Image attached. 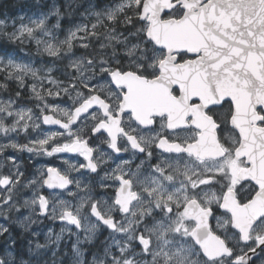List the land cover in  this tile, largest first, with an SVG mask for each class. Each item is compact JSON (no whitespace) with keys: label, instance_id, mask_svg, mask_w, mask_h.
<instances>
[{"label":"snow or ice","instance_id":"6c2138e0","mask_svg":"<svg viewBox=\"0 0 264 264\" xmlns=\"http://www.w3.org/2000/svg\"><path fill=\"white\" fill-rule=\"evenodd\" d=\"M36 3L39 4L40 0H36ZM89 10L81 15L84 19L93 17V22L90 25H70L65 29L66 34L89 32L91 29L89 32L91 37L97 35L96 29L102 27L106 32L115 33L108 39L116 40L118 44H127L130 38L134 39L135 43H132L131 47L122 48L120 56L113 52L110 58L105 59L101 56L96 61L91 56L87 57L90 66L98 67H92L93 74L83 82V90L79 94L83 97L87 93L88 97L78 106L77 114L70 118L71 125H79L81 118L85 117L86 120L92 121L86 137L76 138L87 150V154L83 152L70 154L79 155L87 162L91 173L95 174L98 167L89 157L99 145L92 144L91 141L101 137V142L106 143L107 147L119 155L121 148L112 131L115 129L116 133H124L125 140L131 142V147L136 153L148 159H152L153 149L194 155L188 149L199 140L202 129L187 117L178 125L169 124L166 113L162 117L155 112L144 113L141 117L134 112L136 85L129 82V78H134L139 82L155 81L166 84L167 77L162 75V66L190 64L203 80L209 82V90L218 88L228 93L224 95L214 93L217 97L215 101L204 105L202 110L204 116L215 126L217 143H220V133L226 128L234 130L236 136L231 147L224 146L225 151L233 154L235 163L245 172L235 178L231 173H216L212 177H206L199 184L192 181L193 193L200 192L204 197L201 199L194 196L196 206L204 214V232L211 233L220 241L222 247L219 251H207L204 241L196 232L188 229L183 219L171 233H168L165 221L175 218L176 213L182 214L185 211V205L173 201L170 195L164 201L158 198L154 209L149 210L147 217L137 223L135 235L129 236L123 244L115 240L111 244H106L102 251L90 254L87 249H78L74 244L72 250L78 258L77 264H264V211L255 213L248 211L250 206L264 202V178L256 175L254 171L259 163L258 154L264 153V136L257 135L254 138L255 144L251 152L242 147L239 129L232 123L235 103L231 94L233 89H237L255 101L251 103V111L245 118L252 127L264 130V0H113L107 4H98V0H90ZM36 15L33 13L29 17L30 23L36 24L35 29L23 23L25 13L15 17L5 15L4 19H0V35L10 37L8 42L15 44L22 40L25 32L28 33L29 39H32V33L44 27L45 22L53 17L56 18L53 26L60 29L61 21L64 19L60 4L56 0H53L47 12H39L38 23ZM71 16L72 13L69 12L68 18L71 19ZM17 21L21 23L17 25ZM9 28L12 29L11 32L8 31ZM165 28L191 34L192 46L169 50L158 43L155 36L158 31ZM57 38L60 37L57 35ZM77 39L81 41L78 44L79 48L90 47L84 42L87 39L85 36L78 35ZM35 42L39 44L40 40L37 39ZM100 47L103 48V45ZM8 65L12 67L9 68ZM28 71L31 69L15 64L11 58L5 62V57L0 56V89L8 92L14 73L24 72L26 75ZM48 71L51 72V69ZM15 81L16 90L7 97L8 106L13 111L5 113L0 109V114H3L5 120H13V131L16 130L15 126L19 120L24 118L21 115L18 119H13L16 114L15 106L19 105L20 109H26L24 115L31 112V108L19 102L25 87L29 91L34 88L33 85L26 84L21 76H15ZM69 87L75 88L76 85L69 82ZM178 89V84L168 88L169 94L175 99L180 98L177 95ZM54 99H61L59 93L54 94ZM3 100L4 97L0 96V101ZM199 101L200 97L196 96L190 99L189 103L197 104ZM37 110L41 111L43 116L47 115L43 109L38 107ZM64 115H67V112ZM58 124L61 127H69L60 122ZM125 125L131 128L132 136L127 134L128 129ZM182 130L188 135V139L183 142L179 136ZM0 131L5 129L0 128ZM72 131H75V128ZM109 137L113 143H107ZM29 143L33 146L8 141L0 147V192H16L15 196L8 195L0 199V264H31L32 257L37 255L31 248L32 241L29 239L28 247L23 248L14 238V228H24L25 222L31 217L30 208L36 205H39L36 215L53 218L50 216V197L44 193V189L52 190L53 187H59L60 190H64L72 183L68 178H64L60 185L40 184L39 178L44 177L46 180L47 172L53 166H46L43 171L36 170L25 179L27 173L18 162L17 152L27 151L37 155L43 152L49 157L60 152L55 146L50 149L46 139L31 140ZM37 144L39 147H36ZM144 144L149 145L147 151ZM9 148L11 151H7ZM237 151L240 152L239 156L236 155ZM122 163L130 165L132 160H124ZM142 165L143 161L140 166ZM80 167L84 168L85 165L81 164ZM156 170V165H153L152 172ZM108 175L103 174L101 180ZM130 175L133 174L125 171L123 175L115 176L114 187L101 183L99 188L104 192L112 187L114 193L112 202L119 205L115 194L121 191L122 183L131 185V180H126ZM33 185L37 187L29 192L28 189ZM18 189L23 190L17 191ZM81 191L88 193L89 199L92 200L90 206L87 203L80 205L79 212L82 215L74 214L75 209H66L63 215L55 219L62 223L67 221L77 229L83 227L85 232H88L91 228L84 225L94 218L110 231L115 230L117 223L115 217L105 218L98 210L100 202L107 203L108 198L104 196L97 198L90 181L87 185L81 186ZM229 200L244 209L245 215H235L228 206ZM158 213H167V216H161L160 220H156L154 217ZM147 219H152V223H146ZM95 226L93 224V227ZM193 226L195 227V222ZM181 228H184L185 234L179 243L167 238L169 235L179 237ZM156 231H160V235L165 239L162 246L154 249L153 233ZM32 235L38 234L33 232ZM36 247L42 246L37 244ZM25 252L28 258H25Z\"/></svg>","mask_w":264,"mask_h":264},{"label":"flooded vegetation","instance_id":"af4514ba","mask_svg":"<svg viewBox=\"0 0 264 264\" xmlns=\"http://www.w3.org/2000/svg\"><path fill=\"white\" fill-rule=\"evenodd\" d=\"M43 2L46 3L45 7L48 11L53 0H43ZM56 2L60 4V10L64 14L59 31V41L64 50L70 48L72 51L70 57L64 56L65 60L61 59L63 56L54 57L43 49L45 47H43L42 42L47 44L48 40L46 38L42 41L43 35H37V37L32 35V39H29L28 35L24 34L22 40L15 44L8 42L10 37L0 35V56L5 57V62L12 57L13 59H11L14 62L22 61L21 63L32 64L34 70H38L34 74L27 72L26 75L24 72L14 73L13 81L9 83V91L5 92L0 89V96L4 97V100L0 102L7 106L6 113L13 111L8 106L7 97L16 90L15 76H21L26 84L34 86L32 91H29L27 87L24 88L19 102L27 108H31V112L24 115L26 109L22 110L19 105L15 106L16 114L13 119H18L21 115L24 117L15 126V131H13V120H5L3 115L0 117V128L5 129V131H0V147H3L8 141L21 145L27 144L32 147L33 145L29 143L31 140L46 139L50 149L54 146L60 149L58 155L49 157L44 155L43 152L37 155L27 151L16 153L18 162L27 173L25 179L33 175L36 170L43 171L46 166H53L48 170L46 180L44 177L39 178L40 184L60 185L64 182V178L72 181L69 187L64 190H60L59 187H53L52 190L44 189V193L50 197V216L53 218L36 215L35 212L39 208V205H36L30 208L31 217L29 221L25 222L24 228L16 227L13 230L14 238L23 248L28 247L27 241L29 239L32 241L31 248L37 255L32 257L31 264H77L78 258L73 254L72 249L74 244L78 248L80 240L83 242L81 249H87L89 254L98 250L102 251L106 244H111L115 240H119L123 244L129 236L135 235L137 223L147 217L149 210L154 209L158 198L164 201L170 195L173 197V201L185 205V211L182 214L176 213L175 218L165 221L168 233H171L180 220L183 219L188 229L196 232L204 241L207 251H219L222 247L220 241L211 233L205 234L203 229L204 214L194 202V196L201 199H204V197L200 192L193 193L191 185L192 181L199 184L206 177H212L216 173H231L232 177L235 178L245 172L244 169L237 166L233 154L225 151L224 146L231 147L236 136L234 130L226 128L224 132L220 133V143H217L216 133L214 132L215 126L208 117L204 116L202 110L204 105L215 101L217 97L214 93L220 95L228 93L218 88L209 90V82L203 80L190 64L166 65L168 80L163 87L155 85V81L139 82L134 78H129V82L136 85L135 113L141 117L144 113L155 112L161 117L166 113L168 123L173 125L183 123L187 117L202 129L199 140L188 149L194 155L189 156L183 152L179 154L160 152L153 149V157L148 159L146 156H141L135 152L131 147V142L125 140L124 133H116L115 129H112L117 137L121 153L117 155L113 152L112 149L107 147L106 143L101 142V137L92 140V144L99 145L98 149L89 157L98 167V171L92 174L86 161L82 160L79 155L70 154L72 152L87 154V150L76 138L84 139L86 137L92 121L86 120L85 117L81 118L79 125L70 124V118L77 114L78 106L88 97L87 93L83 97L79 94L83 90L82 84L93 74L91 68L98 67V65L90 66L87 57L91 56L96 61L101 56L105 59L110 58L113 52L120 56L121 49L131 47L135 40L130 38L127 44H118L116 40H107L108 34L104 29H96L97 35L91 37H89V32L78 33L85 36L87 39L84 42L90 45L87 49H81L78 47V44L81 43L77 39L78 35L70 37L66 34L65 29H68L74 20L78 21L82 17L81 13L90 11V0L80 9L77 8L78 0H56ZM111 2L113 0H98V4ZM10 6L12 8L8 11L9 17L19 15L21 9H15L17 1L11 0ZM84 6H88V8L84 9ZM69 12L72 13L71 19H74L71 23L68 19ZM93 19L89 16L83 22L90 25ZM47 22L53 26L56 18L53 17ZM8 31L11 32L12 29L9 28ZM89 31L92 30L89 29ZM37 39L40 40L39 44L35 42ZM191 40V34L187 33L183 47H191ZM101 45H103V48L100 47ZM8 67L11 68L12 65H8ZM49 69H51V72L48 71ZM66 72H69L67 77L64 76ZM96 75L98 78V72ZM69 82L75 84L76 87H69ZM176 84L179 85L177 92L179 99L173 98L168 91V88ZM64 89H67V91H64ZM56 93H59L60 100L54 99ZM231 94L235 103L232 123L239 129L242 147L251 152L255 144L254 138L257 135L264 136V130L252 127L245 118L251 111V103L255 101L237 89H233ZM196 96L200 97L199 103L190 104L189 100ZM38 107L43 109V112H46L47 115L43 116V113L37 110ZM113 111H115V104L113 105ZM65 112H67V115H64ZM99 118V113H97V119ZM58 122L69 125V127H61ZM73 128H75V131H72ZM125 128L128 129L127 134L132 136L131 128L128 125H125ZM69 133L71 134L69 135ZM136 135L137 140H139V134ZM179 136L182 142L188 139L187 133L183 130L179 133ZM107 143H113L111 137L108 138ZM143 146L147 151L149 145L144 144ZM36 147H39V145L37 144ZM185 147L187 148V144H185ZM7 151H11V148ZM236 155L239 156L240 152L237 151ZM129 159L132 160L130 165L122 163V161ZM257 159L259 163L255 166V174L264 178V153L258 154ZM141 161H143L142 166H140ZM81 164H84L85 167L81 168ZM153 165H156V172H152ZM57 169H59V172H57ZM125 171H130L133 174L126 177V180H131V185L126 182L122 183L121 191L115 194V198L119 201V205H117L112 202L114 196L112 187L101 192L99 184H110L114 187L115 176L123 175ZM105 173L109 175L101 180V176ZM169 177H171V180H169ZM89 181L97 198L101 196L108 198L107 203L100 202L98 210L105 218L115 217L117 222L115 230L110 231L104 225L96 222L94 218L84 225V227L91 228V231L88 232H85L83 227L77 229L75 225L69 224L67 221L62 223L55 219V217L63 215L66 209H75L74 214L82 215L79 212L80 205L87 203L90 206L92 204L89 194L81 191V186L87 185ZM36 187V185L30 186L28 191L31 192ZM22 190L18 189L17 191ZM70 192L75 194L69 195ZM8 195L15 196L16 192H0V199ZM209 195H211V192H209ZM169 203L171 204L172 201H169ZM228 206L235 215H245L244 209L239 208L234 201L229 200ZM248 211L250 213L264 211V202L250 206ZM161 216H167V213H158L154 219L160 220ZM32 221L35 222L32 223ZM145 222L150 224L152 219H147ZM194 222L195 227L193 226ZM213 223L215 222L213 221ZM93 224L96 226L93 227ZM121 229L127 231L121 232ZM33 232L38 235L33 236ZM21 234H23V239H21ZM184 234V228H181L179 237L169 235L167 238L173 239L174 243H179ZM164 239L165 237L160 235V231L154 232V249L162 246ZM37 244L42 247L37 248ZM25 258H28L27 252H25Z\"/></svg>","mask_w":264,"mask_h":264},{"label":"rangeland","instance_id":"374dc122","mask_svg":"<svg viewBox=\"0 0 264 264\" xmlns=\"http://www.w3.org/2000/svg\"><path fill=\"white\" fill-rule=\"evenodd\" d=\"M17 1V6L15 7V9H18V8H20L21 9V12L19 13V15L20 14H22V12L23 13H25L26 14V18H25V20L23 21V23L25 24V25H27L28 27H32V28H36V24L35 23H30V20H29V17H31L32 16V14L33 13H35V14H37L36 15V22L38 23L39 22V12L40 11H44V12H47V8L45 7V5H46V3H44L43 2V0H40V3L39 4H37L36 3V0H16ZM89 0H78V7L77 8H82V6L86 3V2H88ZM75 3V2H74ZM23 4H25L24 6H23ZM12 8V7H11ZM88 8V6H84V9H87ZM7 14V16H9L8 15V13H6ZM18 16V15H17ZM91 17V16H90ZM5 18V16L4 17H1L0 16V19H4ZM69 19V18H68ZM88 19V18H87ZM87 19H84V17L82 16L78 21H75L74 19H69L70 21H69V23H71L73 20V22H72V25L73 26H76V25H81V24H85L84 22H85V20H87ZM84 21V22H83ZM21 23V21H17V25H19ZM98 29H103L102 27L101 28H98ZM59 31H60V29H57V28H55L54 26H52L51 24H49L47 21L45 22V25H44V27H42V28H40V29H37V30H35V32H33L32 33V35L33 36H36L37 37V35H43V37H42V41H44L46 38H48V40H47V44L45 43V42H42L43 43V47H45V48H43L48 54H50V55H52V56H54V57H56V56H63V57H61V59H64L65 60V57L64 56H68V57H70V55H71V49L70 48H68V50H64V49H62L60 46H61V44H60V41H59V39L57 38V35L59 36ZM46 33H51V35H48V34H46ZM24 34H27L28 35V33L27 32H25ZM107 34H108V37L109 36H112V35H115V33H110V32H107ZM75 35H79L78 33L77 34H72V35H69L70 37L72 36H75ZM108 37H107V40L108 41H113V39H108ZM97 39H99V38H97ZM58 45V46H57ZM54 53H55V55H54ZM10 58H12V57H10ZM13 59V58H12ZM14 62V61H13ZM22 61H17V62H14L15 64H20L21 66H26L27 68H30L31 69V71H28L29 73H31V74H34V73H37L38 72V70H34V67L32 66V64H26V63H21ZM24 62V61H23ZM36 69H37V67H36ZM69 75V72H66L65 74H64V76H68ZM6 108H7V106L5 105V104H3V103H1L0 102V109H3L4 110V112H5V110H6ZM3 114H0V117L2 116ZM83 242L80 240L79 241V244H78V249H81V244H82ZM99 255H98V260H99Z\"/></svg>","mask_w":264,"mask_h":264},{"label":"water","instance_id":"95a60500","mask_svg":"<svg viewBox=\"0 0 264 264\" xmlns=\"http://www.w3.org/2000/svg\"><path fill=\"white\" fill-rule=\"evenodd\" d=\"M7 2L9 0H0ZM187 33H181L173 29L165 28L162 31H158L155 36V39L158 43L164 45L169 50L173 48H183L184 41L186 40ZM162 75H165L168 80V73L165 69V66H162ZM158 87H163L165 84L154 82Z\"/></svg>","mask_w":264,"mask_h":264},{"label":"trees","instance_id":"16d2710c","mask_svg":"<svg viewBox=\"0 0 264 264\" xmlns=\"http://www.w3.org/2000/svg\"><path fill=\"white\" fill-rule=\"evenodd\" d=\"M11 1L8 2H0V16L4 17L5 15H7L6 13H8L9 9H11Z\"/></svg>","mask_w":264,"mask_h":264},{"label":"bare ground","instance_id":"6f19581e","mask_svg":"<svg viewBox=\"0 0 264 264\" xmlns=\"http://www.w3.org/2000/svg\"><path fill=\"white\" fill-rule=\"evenodd\" d=\"M90 32V31H89ZM87 33V32H86ZM94 41V40H93ZM58 46V45H57ZM62 47V46H61ZM62 49H63V47H62ZM68 50V49H67Z\"/></svg>","mask_w":264,"mask_h":264}]
</instances>
